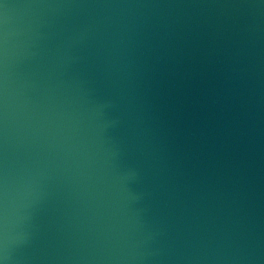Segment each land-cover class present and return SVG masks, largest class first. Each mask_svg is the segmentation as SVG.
Instances as JSON below:
<instances>
[{
    "label": "water",
    "instance_id": "obj_1",
    "mask_svg": "<svg viewBox=\"0 0 264 264\" xmlns=\"http://www.w3.org/2000/svg\"><path fill=\"white\" fill-rule=\"evenodd\" d=\"M0 264H264V0H0Z\"/></svg>",
    "mask_w": 264,
    "mask_h": 264
}]
</instances>
